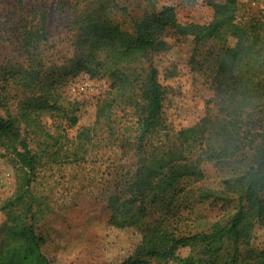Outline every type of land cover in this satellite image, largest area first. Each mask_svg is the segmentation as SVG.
<instances>
[{"label": "trees", "instance_id": "obj_1", "mask_svg": "<svg viewBox=\"0 0 264 264\" xmlns=\"http://www.w3.org/2000/svg\"><path fill=\"white\" fill-rule=\"evenodd\" d=\"M83 1L71 13L68 55L57 47L62 40H50L47 9L36 4L25 13L23 0L16 1L19 40L12 57L0 51V149L15 154L32 174L39 162L31 149L34 139L47 145V140H55L51 145L59 141L44 118L73 108L65 95L69 78L82 72L110 76L114 87L130 88L131 100L143 98L137 166L108 198L112 226L134 228L140 235L120 264H264V245L253 240L256 225H264V20L256 18L243 29L234 23L237 1L224 0L212 4L213 18L206 24L181 22L174 7L166 5L145 11L127 26L115 19L126 10L116 0L76 3ZM222 32L235 35L237 42L220 56L217 113L167 134L161 144L148 141L163 107L158 70L150 64L132 77L125 68L162 50L167 33L191 36L198 45ZM69 119L71 125L78 123L76 115ZM78 139L84 146L90 130H81ZM74 158L78 154L65 159ZM205 162L227 171L220 187L196 186L205 178ZM196 196L234 204L221 205L215 220L201 223L189 204ZM188 220L199 225L187 227ZM1 231L0 264H50L41 250L44 238L33 224L18 219ZM185 249L187 255H180Z\"/></svg>", "mask_w": 264, "mask_h": 264}, {"label": "rangeland", "instance_id": "obj_2", "mask_svg": "<svg viewBox=\"0 0 264 264\" xmlns=\"http://www.w3.org/2000/svg\"><path fill=\"white\" fill-rule=\"evenodd\" d=\"M17 0H0V49L14 54L13 43L19 40L20 5ZM125 8V15L115 19L129 26L145 11L172 5L181 22L209 23L214 14L212 4L224 0H116ZM234 23L249 29L256 18L264 20V0H236ZM85 1L23 0L25 13L32 5H43L48 11L50 40H62L57 47L70 54L68 43L71 13L83 7ZM20 22V23H18ZM72 31V30H71ZM163 49L150 59L133 63L126 73L140 75L152 64L158 70L163 99L159 126L148 141L161 144L167 134L199 123L218 109L215 74L220 56L227 47L236 44L235 35L220 33L217 37L195 44L190 36L167 33ZM70 51V52H69ZM110 76L92 77L80 73L70 77L65 95L73 108L47 116L43 123L55 140L36 137L31 149L39 162L34 172L23 167L15 154L0 149V241L1 226L20 219L33 224L44 238L43 254L50 264H120L135 247L139 233L134 228L117 229L111 224L108 198L120 188L135 169L138 155L135 148L140 134L141 96L131 100L128 86L114 87ZM140 84V83H137ZM141 92L139 91V94ZM140 104H136V102ZM76 115L78 123L70 124ZM90 130L91 140L80 146L78 134ZM78 154V158L65 159ZM205 178L196 186L220 187L227 171L214 163L202 164ZM31 183L28 185L27 180ZM194 188V186L192 187ZM190 196H193L191 194ZM201 223L215 220L224 207L234 203L189 199ZM223 205V206H221ZM194 219V218H193ZM188 220L187 227L198 226ZM254 242L264 245V225L254 229ZM187 250L180 255H187ZM170 264H178L171 261Z\"/></svg>", "mask_w": 264, "mask_h": 264}]
</instances>
